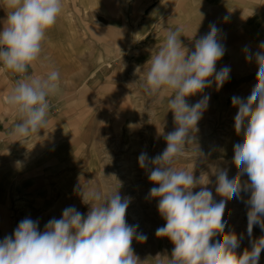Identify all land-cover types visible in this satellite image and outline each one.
<instances>
[{"label": "clouds", "instance_id": "clouds-1", "mask_svg": "<svg viewBox=\"0 0 264 264\" xmlns=\"http://www.w3.org/2000/svg\"><path fill=\"white\" fill-rule=\"evenodd\" d=\"M6 17L0 20V71L17 76L7 96V105L17 113L18 122L10 135L15 141L38 134L48 124L51 109L49 97L60 93V74L50 70L29 74L36 62L42 61L46 32L58 20L63 0H0ZM184 26L175 31L164 29L165 39L159 51L146 62L144 93L154 99L167 96L168 111L173 113L175 129L164 135L166 148L150 158L146 152L138 157L139 166L148 172V179L157 187L149 198L158 199V212L166 221L156 229L157 237H166L174 245L168 264H259L264 250V235L252 239L253 227L264 232V42L254 54L244 48L245 58L258 66L256 84L246 98L233 96L231 103L238 109L234 129L242 142L234 145L233 163L240 170L229 178L228 169L215 166L214 200L207 187V174L198 178L193 171L177 167L178 159L195 141L197 124L208 108L205 94L194 105L186 98L203 93L215 83L219 90L230 78V68L216 70V63L225 54L220 29L213 23L209 32L194 41V50L181 41ZM141 71L138 66L136 72ZM247 179L242 182L241 175ZM199 187V191L193 189ZM74 191L82 203L89 205L87 214L75 206L66 207L59 219L53 217L39 230V221L21 220L12 235L0 241V264H141L132 248L133 240L146 241L137 232L138 225L126 222L131 198L115 191L82 188ZM249 196L244 203L247 211V236L250 248L237 253L244 234L225 233L223 219L228 201ZM221 236L222 239L215 240Z\"/></svg>", "mask_w": 264, "mask_h": 264}, {"label": "rangeland", "instance_id": "rangeland-1", "mask_svg": "<svg viewBox=\"0 0 264 264\" xmlns=\"http://www.w3.org/2000/svg\"><path fill=\"white\" fill-rule=\"evenodd\" d=\"M4 11L0 8V20L6 17ZM46 41L45 38L42 61H51L48 71L59 72L57 66H62L63 61L55 62L50 52L54 48L52 44L49 45L51 39L48 45ZM135 41L134 45L124 46L122 52L121 47H117L120 55L115 62L100 65L103 74H107V70L114 71L112 78L60 77V93L49 97L51 109L46 128L37 135L21 138L18 144L15 142L18 151L8 153L5 159L7 175L0 174V184L6 196V202L0 205V218L2 213L7 215V223L0 222V241L3 240V230L12 235L19 222L25 218L38 220L39 230L43 231L50 219L61 218L66 207L75 206L86 215L90 206L82 203L74 191L78 185L102 191H115L118 188L122 197L131 198L126 222L138 225L137 232L147 237L146 241L133 240L135 255L141 264H168L174 245L168 238L156 236V229L163 227L166 221L158 212V199L149 198L148 195L150 189L158 185L149 181L148 172L139 166L138 157L142 152H146L150 158L162 153L166 148L163 137L173 131L176 125L173 113L168 111L169 97L157 100L148 97L142 88L149 67L146 62L151 55L156 54L155 48L145 46L142 35ZM227 53L229 55V50ZM226 55L216 63V70L227 66L230 68V77L239 75L235 66L239 63L229 58L225 60ZM247 65L250 71L244 76V87L238 93L229 94V91L239 89L237 85L233 86L234 82L240 81L234 80L226 86L225 82L219 90L213 83L203 93L186 98L191 106L205 94L210 97L208 108L197 124L198 132L194 133L196 142L189 146L194 150L191 151L192 155L196 156L199 151L201 154L195 158L188 156L191 154L183 155L176 166L187 167L186 170L191 171L199 165L196 169L207 174L211 181L207 187L212 190L216 201L222 197L215 193L216 177L212 174V168H227L230 179L240 171L235 167L233 157L234 145L242 142V136H238L234 129V117L238 109L232 105L231 98L239 96L246 99L257 82V64L248 61ZM138 66L141 71L137 73ZM13 86L7 72L0 71V130L5 128L3 123L10 130L18 121L17 113L6 103ZM50 99L57 104H53ZM70 105L86 108L71 109ZM79 137L85 143L81 156L79 150L74 148L75 139ZM9 143L12 144L11 141ZM193 174L197 178L200 176L197 171H193ZM246 179V174L241 175L242 182ZM199 190V187L193 189L194 192ZM248 196L249 193L242 192V199L228 201L223 217L227 221L225 233L234 231L237 235L244 234L236 250L238 254L250 248L246 234L248 207L244 203ZM262 235L264 232L255 225L252 239ZM219 239L222 237L218 235L212 242ZM259 264H264V250L261 251Z\"/></svg>", "mask_w": 264, "mask_h": 264}, {"label": "crops", "instance_id": "crops-1", "mask_svg": "<svg viewBox=\"0 0 264 264\" xmlns=\"http://www.w3.org/2000/svg\"><path fill=\"white\" fill-rule=\"evenodd\" d=\"M0 8L3 10L2 6ZM213 23L220 29V39L227 54L225 60L239 63L235 65L239 75H233L225 83L226 86L229 81H240L234 82L233 86L237 85L239 89L229 91L233 95L243 89L242 80L250 71L244 48L248 47L254 54L264 42V0H63L57 23L46 32V45L50 38L49 45L54 47L50 52L55 62L63 61L62 66H57L60 77L106 79L115 73L107 70V74H103L100 65L115 62L120 55L117 47H121L119 50L122 52L124 46L134 45L138 36L142 35L143 44L155 48L153 50L157 53L165 39L164 29L175 31L184 26L187 36L193 37L181 36L180 39L183 46L192 51L194 41L206 35ZM49 63L51 61L36 62L35 67L29 69V74L46 73ZM6 72L15 83L17 76L11 71ZM233 87L227 88L232 90ZM70 108L86 107L70 105ZM63 124L66 126V122ZM6 126L3 123L5 128L0 130L1 176L7 175L5 159L8 153L18 151L16 144L19 142L10 135L12 129L8 130ZM84 144L81 137L75 139L74 148L79 150V156L83 154ZM4 192L0 184V205L6 202ZM0 222L7 223L6 214H1ZM1 235L4 239L8 233L3 230Z\"/></svg>", "mask_w": 264, "mask_h": 264}, {"label": "bare ground", "instance_id": "bare-ground-1", "mask_svg": "<svg viewBox=\"0 0 264 264\" xmlns=\"http://www.w3.org/2000/svg\"><path fill=\"white\" fill-rule=\"evenodd\" d=\"M193 135H194V134H193ZM202 139H203V138H202ZM195 140H196V139H195ZM194 142H196V141H194ZM197 142H198V140H197ZM205 142H206V141H205ZM189 146H190V145L186 146V148H187V151H186V152L194 151V150L191 148L192 146H191V147H189ZM194 149H195V148H194ZM186 152L184 153V156L187 155V154H191V155L193 154V152H191V153H186ZM199 154H201L200 151L196 153V156H198ZM188 156H189V157H193V156H194V158L196 157L195 155H192V156L188 155ZM182 157H183V156H182ZM184 159H185V157H184ZM186 159H189V158L186 157ZM189 160H190V159H189ZM192 160H193V159H192ZM184 161H186V160H184ZM197 162H198V160H197ZM200 163H201V162H200ZM193 164H194V162L192 163V165H193ZM187 166H188V165H187ZM188 167H189V166H188ZM192 167H193V166H192ZM194 167H195V166H194ZM184 168H185V167H184ZM196 168H199V165H198L197 167L194 168V171H197V173L199 172V174L201 175L202 171H199V169H196ZM186 169H187V167H186ZM188 169H189V168H188Z\"/></svg>", "mask_w": 264, "mask_h": 264}]
</instances>
